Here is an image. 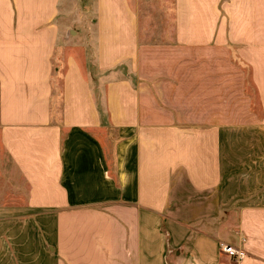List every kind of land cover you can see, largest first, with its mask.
<instances>
[{
    "label": "crops",
    "instance_id": "obj_1",
    "mask_svg": "<svg viewBox=\"0 0 264 264\" xmlns=\"http://www.w3.org/2000/svg\"><path fill=\"white\" fill-rule=\"evenodd\" d=\"M71 1L0 0V264H264V0H80L86 70Z\"/></svg>",
    "mask_w": 264,
    "mask_h": 264
},
{
    "label": "rangeland",
    "instance_id": "obj_2",
    "mask_svg": "<svg viewBox=\"0 0 264 264\" xmlns=\"http://www.w3.org/2000/svg\"><path fill=\"white\" fill-rule=\"evenodd\" d=\"M74 3V5L71 3L70 7L67 8L69 10V13L74 14L76 16V24L74 25V32L71 34L70 32L67 34V38L70 41L73 35H77V39L72 40V44H74V48L77 49V57L81 59V62L83 63L85 70L90 66L89 61L92 58V54L94 52V43L90 40V35L88 34L87 27L90 26L93 23V17L90 13H85L82 19H79L77 21V12L80 11V0H74L71 1ZM89 14V16H88ZM77 30V31H76ZM87 65V66H86ZM6 152L4 151L3 147L0 144V175L3 172L4 169L10 168V163L8 160H6Z\"/></svg>",
    "mask_w": 264,
    "mask_h": 264
},
{
    "label": "built area",
    "instance_id": "obj_3",
    "mask_svg": "<svg viewBox=\"0 0 264 264\" xmlns=\"http://www.w3.org/2000/svg\"><path fill=\"white\" fill-rule=\"evenodd\" d=\"M223 249L233 257L235 264H239L246 255L243 249L234 247L232 245H225Z\"/></svg>",
    "mask_w": 264,
    "mask_h": 264
}]
</instances>
